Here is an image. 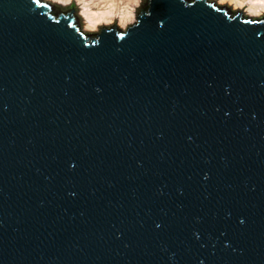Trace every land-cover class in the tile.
I'll list each match as a JSON object with an SVG mask.
<instances>
[{"label": "water", "instance_id": "1", "mask_svg": "<svg viewBox=\"0 0 264 264\" xmlns=\"http://www.w3.org/2000/svg\"><path fill=\"white\" fill-rule=\"evenodd\" d=\"M76 11L0 0V264H264V15Z\"/></svg>", "mask_w": 264, "mask_h": 264}, {"label": "bare ground", "instance_id": "2", "mask_svg": "<svg viewBox=\"0 0 264 264\" xmlns=\"http://www.w3.org/2000/svg\"><path fill=\"white\" fill-rule=\"evenodd\" d=\"M80 2L81 1H79V3ZM82 2V6H85L86 8L82 9L81 14L85 18L86 28L88 29H97L100 24L111 23L116 19L118 20V24L126 27L129 23L136 20L134 18L135 7H132L131 10H121L120 12H116V9L112 4L104 9L95 10L88 7L89 2H85V0H82ZM229 2L234 3L236 7L244 8L250 14L257 15L264 11V0H230Z\"/></svg>", "mask_w": 264, "mask_h": 264}, {"label": "rangeland", "instance_id": "3", "mask_svg": "<svg viewBox=\"0 0 264 264\" xmlns=\"http://www.w3.org/2000/svg\"><path fill=\"white\" fill-rule=\"evenodd\" d=\"M48 1L55 4L56 7H58V8H67L73 4L75 6V8L77 9L76 13H77V16L79 17L80 25H81L82 29L86 32L98 31L101 28V26H103V25L110 26L111 23H116L118 26L124 28L123 26L118 24V20L116 19L111 23L100 24L97 29H93V30L88 29V28H86L85 18L81 14L82 9L86 8L85 6H82V4H83L82 0H48ZM79 1H81V2L79 3ZM143 1L144 0H85V2H89L88 7L91 9H95V10L104 9V8L108 7L110 4H112V5H114L116 12H120L121 10L122 11L129 10V9L131 10L132 7H135V10H134L135 14L138 11V9L141 6ZM215 1L219 4H222V5L225 4L227 6H230L233 10H241L245 15H249V16H253V17H260V16L264 15V11L260 14H257V15L256 14H250L244 8L236 7L234 3L229 2L230 0H215ZM134 18L136 19V15Z\"/></svg>", "mask_w": 264, "mask_h": 264}, {"label": "built area", "instance_id": "4", "mask_svg": "<svg viewBox=\"0 0 264 264\" xmlns=\"http://www.w3.org/2000/svg\"><path fill=\"white\" fill-rule=\"evenodd\" d=\"M124 28H126V27H124Z\"/></svg>", "mask_w": 264, "mask_h": 264}]
</instances>
